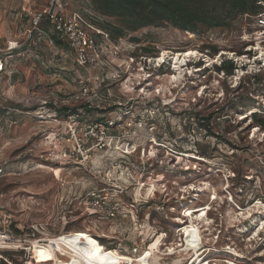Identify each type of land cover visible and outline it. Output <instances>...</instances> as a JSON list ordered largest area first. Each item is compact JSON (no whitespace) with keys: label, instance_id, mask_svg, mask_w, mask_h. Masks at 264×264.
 I'll return each mask as SVG.
<instances>
[{"label":"rangeland","instance_id":"rangeland-1","mask_svg":"<svg viewBox=\"0 0 264 264\" xmlns=\"http://www.w3.org/2000/svg\"><path fill=\"white\" fill-rule=\"evenodd\" d=\"M44 1L36 0L39 6ZM21 5L22 0H0V50L26 22L14 16ZM73 6L86 9L84 0H74ZM91 12L99 28L120 26L116 18L93 7ZM251 21L243 15L226 28L200 34L169 25L128 33L118 53L110 48L114 64L126 71L119 79L112 69L103 72L109 78L96 99H71L83 89L82 80L74 78L87 73L74 64L67 42L57 48L41 40L24 52L0 74V165L6 163L9 171L0 176V220L9 216L23 232L33 227L42 239L89 230L107 249L127 256L142 257L157 244L161 264H264V129L252 116L256 112L258 121L264 119V88L248 89L254 76L264 79V40L251 33ZM27 47L24 41L22 49ZM193 50L197 54L175 63L178 52ZM227 59L237 66L232 76L216 69ZM249 98L255 106L238 111L232 106L233 99L251 103ZM88 102L134 125L131 138L96 155L95 175L46 159L50 146L45 135L55 127L38 117L44 111L53 114L51 106ZM102 114L95 111L85 119L93 122ZM197 144L211 157L200 158ZM108 179L110 190L114 184L123 192H114L120 208L113 219L83 202ZM151 189L155 194L149 198ZM202 208L204 220L202 212L191 213V236H197L191 246L182 228L191 226L189 209ZM8 255L20 263L21 254Z\"/></svg>","mask_w":264,"mask_h":264},{"label":"built area","instance_id":"built-area-1","mask_svg":"<svg viewBox=\"0 0 264 264\" xmlns=\"http://www.w3.org/2000/svg\"><path fill=\"white\" fill-rule=\"evenodd\" d=\"M73 1L48 0L39 6L36 0H22L21 13L19 15L16 14V16L17 18H22L23 15L28 17L29 27L24 30L23 36L8 42L7 47L1 53L7 54L20 49L24 41L26 42L32 38L33 30L42 21L48 20L53 25L55 32L61 34L66 40L68 47L73 50L76 65L87 73V76H85L86 84L76 99L84 100L87 96H92L96 99L98 98L96 95L100 86L105 83L109 78V74H111L109 73L111 72L110 70H113L112 72L117 75L118 79L125 70L124 66L114 64L113 56L110 55L112 53L111 50L116 49L118 53L123 39L113 40L109 33H106L93 23L94 14L91 12V0H84L86 4L84 12L76 10L73 6ZM258 6L261 7L262 12L256 19L258 28L252 34L259 38L262 37L264 40V2L260 1ZM112 47L113 49L110 50ZM133 63L134 59L130 58L129 64ZM11 66L12 64L8 58H0V74L6 73L11 69ZM113 66L117 67V70ZM94 68H99L101 72L92 74L91 70ZM103 72L109 74L105 75ZM145 80L143 79V81ZM44 106H48V102H45ZM56 106L58 105L56 104ZM154 111L153 109L152 112ZM38 117L46 121L50 119V122L54 123L53 126L55 127V130H48L45 135L46 144L50 146L46 159L59 164L64 163L81 167L80 169L85 170L90 175L98 173L95 166L97 154L104 153L111 147L113 142L118 144L119 141H127L126 139L133 136L130 134L131 128L134 126L133 122L129 121L126 123V119L122 120V118L114 119L110 117L94 121L93 123H80L57 119L53 115L46 114L45 111ZM150 125L149 131L154 134L156 128L153 123H150ZM139 128H142L141 123L138 124ZM52 134L53 138H51ZM129 146L130 144H127V148ZM130 154L132 153L129 151L125 153L127 156ZM7 171L6 163L0 165V176ZM106 181L108 184L105 187L90 190L83 198V202L86 207L92 210H99L106 217L113 219L117 218L120 208L119 203L114 200L117 197L114 192H118L121 188L113 184L112 190H110L109 187L112 182L110 179ZM122 193V191L118 192V195ZM2 220H0V264L2 262L14 264V261H11L8 257L10 253L21 254V261L18 264L52 263L48 261L41 262L42 259H34L32 253L35 242L45 245V243H49V239H42L39 236V231L33 227L26 234L21 226L15 225L16 222L10 219L9 216Z\"/></svg>","mask_w":264,"mask_h":264},{"label":"trees","instance_id":"trees-1","mask_svg":"<svg viewBox=\"0 0 264 264\" xmlns=\"http://www.w3.org/2000/svg\"><path fill=\"white\" fill-rule=\"evenodd\" d=\"M92 7L96 13L105 16L116 18L120 26L108 25L107 30L100 27L106 33H109L113 40H119L124 38L128 33L140 31L145 27H155L169 25L174 29H179L183 32L190 34L201 33L203 29H212V28H226L233 21L243 15H247L251 18L250 27H252L251 33L257 30V16L262 12L261 7L258 6V3L264 2V0H91ZM21 13L19 10L18 15ZM16 15V14H15ZM26 19L25 24L21 26V29L25 26L29 27V18L22 16L21 19ZM33 36L30 40L27 41L28 47L24 50L22 47L20 49L14 50L11 53L3 54L0 53V58L6 59L15 63L21 57H23L24 52L33 51L36 44L41 40L46 42L48 45L59 47H65L64 43L66 40L61 34L55 32L53 25L48 21L44 20L40 25L33 30ZM136 41V40H135ZM67 44V43H65ZM35 45V46H34ZM68 46V45H67ZM56 48V49H57ZM69 48V47H68ZM70 49V48H69ZM72 50V49H71ZM73 52V50H72ZM74 55V52H73ZM231 59L222 61L219 66H216L217 71L223 73L225 76H232L237 70V66L234 64ZM74 64L75 61H74ZM78 66V65H77ZM79 70H82L78 66ZM83 71V70H82ZM162 71H158L159 73ZM255 83L251 84V87L248 89L252 90L253 85L264 88V79L257 78L254 76ZM74 79L81 81L84 87L85 76L75 77ZM247 89V90H248ZM74 95L71 97L73 101H76ZM251 100V103L248 102H234L232 100V106L236 111L240 108L246 109L249 107L255 106V100ZM63 101V100H61ZM57 103V102H55ZM49 105V104H48ZM51 105V104H50ZM152 107L159 109V107ZM53 109L54 117L57 119L80 122V123H93L94 121H100L110 118L108 114H105V111L101 109L99 105L92 104L88 102L82 106L76 107H62ZM84 110L81 112V109ZM80 109V110H79ZM119 110L118 107L111 108ZM96 112L104 113L101 117L89 122L85 119L86 115H90ZM253 120L257 122L261 129H264V119L258 121L259 114L254 112L252 114ZM198 156L203 159L210 158L211 155L202 150L199 144ZM11 261L13 260V255L9 256ZM18 262V261H17ZM2 264H5L2 262Z\"/></svg>","mask_w":264,"mask_h":264},{"label":"bare ground","instance_id":"bare-ground-1","mask_svg":"<svg viewBox=\"0 0 264 264\" xmlns=\"http://www.w3.org/2000/svg\"><path fill=\"white\" fill-rule=\"evenodd\" d=\"M258 49L261 50L260 47ZM193 54L197 53L194 50L186 51L184 53L178 52L176 56H174L175 63H178L180 57L190 58ZM261 54H264V49H262ZM164 56L165 53L163 54L162 59H164ZM154 194V189H151L147 193V196L150 198L153 197ZM191 209H189V214L202 212L199 218L204 220L206 214L205 208L197 209V211H192ZM190 225L191 226L189 227L185 226L182 228L184 235H187L188 237L191 236L192 232L195 234L193 231L195 228L194 215H192ZM90 232L91 231L87 230L64 233L61 236L49 238V243H45V245L35 242L32 252L34 259H42L41 262L48 261L52 262L51 264H161L156 255L160 253L157 244L149 249L142 257L127 256L117 249H107L92 235V233L90 234ZM191 238L194 242L191 243V246L193 244L196 245L197 236L192 235ZM173 254H175L174 251L169 253V255Z\"/></svg>","mask_w":264,"mask_h":264},{"label":"crops","instance_id":"crops-1","mask_svg":"<svg viewBox=\"0 0 264 264\" xmlns=\"http://www.w3.org/2000/svg\"><path fill=\"white\" fill-rule=\"evenodd\" d=\"M47 1H48V0H45L44 3H46ZM44 3H43V4H44ZM21 7H22V5H21ZM20 9H21V8H20ZM14 16H15V18H17L16 15H14ZM13 19H14V18H13ZM14 20H15V19H14ZM16 20H18V19H16ZM23 32H24V30H22V29L20 28V32H19V34H17V35L15 34V35L13 36V39L18 38V37L21 36V35L23 36V34H24ZM1 51H4V50H0V53H1ZM11 68H12V67H11Z\"/></svg>","mask_w":264,"mask_h":264}]
</instances>
